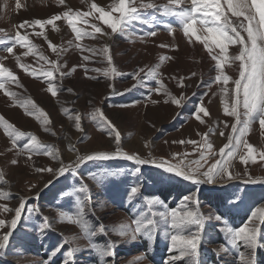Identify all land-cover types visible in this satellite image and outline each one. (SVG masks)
I'll use <instances>...</instances> for the list:
<instances>
[{"label": "rangeland", "instance_id": "obj_1", "mask_svg": "<svg viewBox=\"0 0 264 264\" xmlns=\"http://www.w3.org/2000/svg\"><path fill=\"white\" fill-rule=\"evenodd\" d=\"M92 2L99 6L110 8L114 0H65V5H59L56 0H20L21 7H15L16 0H0V29H4L9 36H14L16 25L20 22L33 19H49L54 14L62 13L71 8L73 10L87 11ZM147 2V0H146ZM156 4H164L167 0H152ZM141 14L142 19H151L155 16L158 21L167 20L175 29L172 35L166 30V27L155 37H149L135 30L132 22L128 26L125 34H113L111 38L99 37L97 39L84 38L76 41L74 34L63 19L56 21L58 30H54L51 25H46L43 31L46 33L48 40L42 36H36L35 32H40L38 25L28 27L26 30L21 29V33L25 31L29 34V39L37 46V51L42 52L50 60H57L55 53L49 48L48 41L66 49L61 53L59 63L65 64L62 72H70L74 66L76 70L71 75L63 78L57 74L55 83L60 87V91L56 97H53L47 91V83L43 77L34 78L26 74L19 68L16 63V57L20 58V63L29 66V71L33 68L47 70L50 65L44 62H37V58L29 55L25 57L23 52L26 49L17 46L14 54L10 55L3 49L10 46V41L0 43V58L4 66L10 68L18 77L23 87H17L15 84H6V88L19 94L20 99H31L42 109L51 121V124L42 126L40 120L36 116L27 115L19 104L15 103L13 98L4 94L0 90V116L14 125L19 131L31 133L47 147L58 150L59 158L65 163H69L75 159V153L68 150V144H74L81 154L90 153L92 151H114V137L109 136L107 131L99 130L96 122L89 118V113L93 108H100L109 120L115 125L121 134V146L129 153H138L143 158H166L169 159L175 153H189L188 159L194 160L198 157L199 152L193 153L194 145L189 143L180 144L179 141H202L204 133H209L207 139L212 143V151L217 155L213 156L210 163L219 158V149L227 143V136L231 131L230 125L233 118L224 115L222 94L220 92L221 84H208L216 76L215 61L211 59L207 50L202 44L192 38V43L188 42L182 32L179 23L175 18L163 17L160 12L148 10L145 15ZM98 15V14H96ZM115 15V14H114ZM230 15V14H229ZM235 20L234 17H232ZM90 23H96L102 26L105 31H110L101 21L94 20L89 17ZM81 27H87L80 25ZM146 26V25H145ZM198 34H201V26L197 25ZM89 31L91 29L89 28ZM161 32V33H160ZM243 35H246L242 33ZM3 34L0 33V38ZM143 37V40L140 39ZM130 39L134 42H130ZM72 41V45H68V41ZM79 43L81 48L100 49L105 44L110 47V55L112 57V65H109L106 57L103 55H92L88 51H81L76 44ZM167 47H160V45ZM237 46H230L229 54H235L238 50ZM218 52V50H216ZM89 55L91 58L85 62L82 57ZM168 56L171 59L161 63L160 57ZM86 64L87 75L84 68L79 67ZM159 65V79L166 86L167 91L173 96L179 97L184 94L187 99L183 102L182 107H178L171 102L165 103L169 99L163 92L157 94L154 89L161 85L156 79L146 78L144 74L137 79L143 78L144 84L140 86L132 75L139 68L155 67ZM111 67H115L124 75L105 76L103 72ZM236 65L229 67L225 65L224 71L227 75L235 79L238 73L235 71ZM100 69L99 72L94 71ZM192 72H196L195 77L191 76ZM185 77V87H178L177 81L172 77ZM92 77H95L93 79ZM203 81V83H201ZM137 84L135 88L132 86ZM111 86V87H110ZM232 87L231 82L228 85ZM68 88H72L73 92L69 93ZM113 89L116 93L113 94ZM131 89V91H126ZM207 92L208 95L203 94ZM195 93V95H193ZM203 96L204 106L210 113L209 116L202 118L205 120L201 124L193 116L195 106L200 103ZM150 97V98H149ZM155 100L157 103H152ZM91 102V103H89ZM69 109L71 115L80 113L81 125L83 132L76 130L75 121L69 120L68 116L62 112V109ZM39 115V113H37ZM227 121L229 128H224L222 121ZM45 127L49 130L45 131ZM209 129H213L209 132ZM220 131H224L225 136H220ZM55 133V135H53ZM251 143L256 152L253 153L255 163L248 160L247 164L241 162L240 156L245 155L246 150L241 148L235 159L231 161L230 171L240 173V176L228 182L225 185L202 184L193 185L181 178L164 173L161 169H157L151 165L142 166L141 173L138 176L131 175L136 165L127 160L114 159L110 161L88 162L82 166L81 174L86 178L85 182L89 185L92 193L93 206L96 209L95 215L91 213L86 217L90 225L94 228L100 223L109 228L118 227L121 223H130L137 210H146V204L143 201L145 197H159L168 209L177 208L179 202L185 195L197 192L201 207V211L205 214H220L223 222L208 221L203 232V239L200 246V264H206L207 260H212L211 256L219 258L220 264H239L234 249L230 254L221 253L217 255V251L221 245L216 242L217 236L220 234L224 238L223 228L225 223L233 229L243 226L247 223L248 217L252 210L256 207L264 206V184H244L243 180L251 175L252 178L264 179V159H261L259 152L264 151V130L261 129L259 122H254L250 126L249 132L244 137ZM177 142V143H174ZM27 142V138H21L17 141L20 147ZM203 151L204 149H200ZM12 160H16V164H12ZM175 162V161H173ZM58 161L52 160L50 157L40 154H33L29 159L27 152L20 153L18 148H13L10 138L4 132L3 126L0 125V172L4 174L7 183L0 182V190L11 194V199H0V204L14 208L18 206L19 197H33L37 191L43 189V185L51 178L48 173H37L36 168L58 167ZM104 169L116 170L124 169L125 174L119 177H107L102 184L89 177V173L99 174ZM78 177L71 175L67 179L61 178L59 183L50 189H44L41 198L30 201L33 205H38L43 215L53 220L55 231L51 232L46 239L41 240L34 238L31 224L22 222L18 229L14 232L10 240L8 248L0 252V264H44L48 257L51 246L58 243L61 239V233L65 240H73L75 238V246L86 249L88 241L83 238L79 226L68 222L56 223L59 210H67L74 214V202L65 204L58 202L54 197L58 189L66 185H71L78 181ZM140 184L142 186L141 193L134 198L132 204L126 200L127 192L130 186ZM31 185H36L29 191ZM234 193L243 194V202L232 207L228 200ZM154 210H164L156 206ZM12 213L0 211V219L10 220ZM195 229H193L194 231ZM7 229L0 230V235ZM119 241V237L114 233L109 236L98 234L93 241L98 247H103L108 240ZM141 240L136 243H122L116 249V264H133L137 256L144 255L142 251ZM146 249L152 255L156 249L162 250L161 254L168 252L167 239L164 238L162 230L158 231L156 239L149 245L146 241ZM73 245H65V248ZM230 247V245H228ZM164 249V250H163ZM243 250V249H241ZM237 254V253H236ZM167 255V257H168ZM93 255L90 251H80L76 254V264H95ZM65 257L59 255L55 258V264H64ZM264 249L257 250L258 264H264ZM183 264H188L186 259L179 260ZM177 261V262H179ZM263 261V262H262ZM164 261H162L163 264ZM102 264V261L99 263ZM141 264H151L147 259Z\"/></svg>", "mask_w": 264, "mask_h": 264}, {"label": "snow or ice", "instance_id": "obj_2", "mask_svg": "<svg viewBox=\"0 0 264 264\" xmlns=\"http://www.w3.org/2000/svg\"><path fill=\"white\" fill-rule=\"evenodd\" d=\"M59 5H65V0H56ZM85 0H82V3ZM15 7H21L20 0H16ZM158 11L163 17L175 18L179 23L182 32L188 42L192 43V38L199 42L207 50L209 56L215 61L216 76L208 84L211 87L212 83L221 84L220 92L222 94L223 113L224 115L233 118V123L230 125L231 131L227 136V143L219 149V158L210 163L213 156L217 155L212 151L213 145L207 139L209 133L202 134L204 139L202 141H179L178 143H189L194 145L193 153L199 152L198 157L194 160L188 159L189 153H175L169 159L166 158H143L138 153H129L121 146V134L116 129L111 120L104 114L102 109L93 108L89 113V118L96 122L99 130L107 131L109 136L114 137L115 150L114 151H92L90 153L81 154L80 150L72 143L68 144V150L75 153V159L69 163H65L59 158L58 150L47 147L42 144L35 135L19 131L14 125L9 123L3 116H0V125L3 126L4 132L10 138L12 147L18 148L20 153L27 152L29 159L33 154L42 153L50 157L52 160L58 161V167H45L36 168L37 173H48L50 179L43 185V189L37 191L33 197H19L18 206L11 208L7 205L0 204V211L5 213H12L10 220L0 219V230L3 231L0 235V252L5 251L14 232L18 229L22 222L31 224L33 229L34 238L44 240L47 236L55 231L53 220L43 215L38 205L30 203L32 199H40L44 189L54 187L59 183L61 178L67 179L69 175L74 178H79L71 185H66L57 190L54 197L58 202L62 201L65 204L74 202V214L67 210H59L56 223L68 222L73 225H78L80 232L84 239L88 241L86 249L75 246V238L73 240H65L61 233V239L58 243L51 246L48 257L44 264H55V258L59 255L65 257L64 264H76V254L80 251H90L97 255L102 264H116L115 255L116 249L122 243H136L141 240H146L149 245L155 241L158 231L162 230L165 239L169 240L168 257L164 260L163 264H177V261L186 259L188 264H200V246L203 239V232L208 221L215 220L223 222V217L220 214L205 215L201 211L198 190L197 192L185 195L179 202L177 208L168 209L164 202L156 196L145 197L143 201L146 204V210H137L130 223H121L118 227L109 228L108 226L100 223L95 228L90 225L89 220L86 218L89 213L95 215L96 209L93 206L92 193L89 185L85 182L86 178L81 174L82 166L88 162L97 161H110L114 159H123L133 162L136 167L133 169L131 175L138 176L141 173L142 166L151 165L157 169H161L164 173L171 174L172 176L181 178L188 181L193 185L199 186L202 184H216L220 183L225 185L230 181L237 179L240 173L233 174L230 171V164L236 158L241 148L246 150L245 155L240 156L241 162L247 164L248 160L255 163L253 153L256 152L254 146L249 143L244 137L250 130V126L254 122H259L262 130H264V0H167L164 4H156L152 0H114L110 8L106 10L105 7L99 6L97 3L92 2L87 11L73 10L67 8L59 14L52 15L49 19H33L31 21L25 20L16 25L14 36H9L4 29H0L3 37L0 38V43L10 41V46L3 50L10 54H14V49L19 46L26 49L23 52L25 57L32 55L37 58V62H44L50 65L47 70L33 68L29 71V66L20 63V58L16 57L17 66L23 69L26 74L34 78L43 77L47 83V91L56 97L61 90L55 83L57 74L61 78L71 75L76 70V66L70 72H62L61 69L66 67L65 64L59 63L61 53L66 49L48 41L49 48L56 54L57 60H50L42 52H38L37 46L29 39V34L25 31L21 33V29L38 25L41 29L40 32H35L36 36H42L47 41V35L43 31L46 25H51L54 30L57 29L56 21L63 19L66 21L71 32L74 34L76 41H81L84 38L97 39L99 37L111 38L113 34H125L128 26L132 22L137 21L142 24L153 26V21L156 20L155 16L151 20L141 18L142 12L146 13L148 10ZM98 14V15H96ZM115 14V15H114ZM230 14V15H229ZM89 17L94 20L101 21L106 25L110 31H105L102 26L96 23H90ZM235 18V20L232 19ZM85 25L87 27H81ZM197 25L201 26V34H198ZM166 30L172 35L175 29L171 24L165 25ZM89 28L91 31H89ZM242 33L246 34L243 35ZM146 36L155 37L156 31H148ZM143 40V37H140ZM130 42H134L130 39ZM72 41H68V45H72ZM239 46L235 54H229L230 46ZM77 48H81L79 43L76 44ZM160 47H167V45H160ZM218 50V52L216 51ZM81 51H88L92 55H103L106 57L109 65H112V57L110 55V47L105 44L102 48H81ZM89 55H84L82 59L87 62L90 60ZM7 59V57L0 58V61ZM171 59L168 56H161V63ZM231 67L236 65L235 71L238 73L237 77L233 79L225 73V65ZM79 67L84 68L87 75L86 64H81ZM159 65L155 67L139 68L132 78L137 80V84L143 86V78L137 79L144 74L146 78L156 79L160 87L154 89L157 94L163 90L164 94L169 98L165 103L171 102L172 104L182 107L183 102L187 99L184 94L179 97L173 96L167 91L166 86L159 79L160 72L158 71ZM94 71L99 72L100 69ZM112 75H124L119 72L115 67H111L103 72L107 77ZM196 72H192L191 76L195 77ZM95 79V77H92ZM177 81L178 87H185V77H172ZM229 82L232 87L229 88ZM203 83V81H201ZM6 84H15L17 87H23L20 84L18 77L10 68L4 66L0 62V90L4 94L13 98L15 103L22 107L27 115L36 116L40 120L42 126L51 124L47 114L35 104L30 98L27 100L20 99L19 94L15 91H10L6 88ZM137 84L132 87L135 88ZM111 87V86H110ZM69 93L73 92L72 88H68ZM131 91V89H126ZM113 94L116 93L113 89ZM195 95V93L193 94ZM207 96L208 93L203 94ZM150 98V97H149ZM91 103V102H89ZM152 103H157L153 100ZM62 112L68 116L69 120L75 121L76 130L83 132L84 129L81 125V115L76 113L74 116L69 113V109H62ZM39 113V115H37ZM210 115L207 108L203 103V96L200 103H198L193 111L194 118L201 124L205 123L202 118ZM224 128H229L228 122L222 121ZM49 129L45 127V131ZM213 129H209L212 132ZM220 136L224 137V131H220ZM55 135V133H53ZM21 138H27V142L20 147L17 143ZM174 143H177L174 141ZM200 149H204L201 151ZM261 159H264V151L259 152ZM175 161V162H173ZM16 160H12V164H16ZM125 174L124 169L109 170L104 169L99 174L89 173V177L96 181L97 184H102L107 177H119ZM0 182L7 183L4 179V174L0 172ZM244 184H264V179L248 178L243 180ZM36 185H31L36 188ZM142 186L134 184L130 186L126 200L132 204L134 198L138 197L141 193ZM242 193H234L228 200L232 207H237L243 202ZM0 199H11V194L0 190ZM156 206L164 210H154ZM222 229L224 232L226 245H221L217 251L219 256L221 253L230 254L234 249L237 253L239 264H258L257 250L264 249V206L256 207L251 211L247 223L243 226L233 229L227 226ZM193 229H195L193 231ZM114 233L120 239L114 241L109 239L103 247H98L94 243L93 238L98 234L109 236ZM73 245L72 247L65 248V245ZM243 249V250H241ZM111 258V259H109ZM147 259V254L137 256L133 264H141L142 261Z\"/></svg>", "mask_w": 264, "mask_h": 264}, {"label": "trees", "instance_id": "obj_3", "mask_svg": "<svg viewBox=\"0 0 264 264\" xmlns=\"http://www.w3.org/2000/svg\"><path fill=\"white\" fill-rule=\"evenodd\" d=\"M143 15H145L143 13ZM146 20H151V19H146ZM134 25L136 26L135 27V30L139 33H147L148 31H156V32H159L160 30L164 29L165 28V25L167 24H170V21H167V20H163L162 18V21H158L157 19L155 21H153V26L150 27L148 24H142V23H139L137 21H134L133 22ZM146 25V26H145ZM161 33V32H160ZM216 242L218 244H223V245H226V240L225 238L222 236V235H218L217 236V239H216ZM95 243V242H94ZM146 244L147 242L146 241H143L142 243V251L144 252V254L146 253L147 254V260L151 263V264H162V261H164L166 258H167V255L168 253L166 254V251L165 250V254H161L162 250H159V249H156L155 253L152 255L150 252H148V250L146 249ZM168 245V240H167V243L162 246L164 249L167 247ZM228 246V245H226ZM163 249V250H164ZM94 255V254H93ZM232 255H236V253L232 254ZM212 257V260L210 261V259L207 260V263L206 264H220V262H217L216 260L220 261L219 258L215 256H211ZM111 259V258H109ZM102 260L96 255L93 257V262L95 264H99ZM264 261V260H263ZM262 261V262H263ZM59 264V263H58ZM177 264H183L182 262H177Z\"/></svg>", "mask_w": 264, "mask_h": 264}]
</instances>
